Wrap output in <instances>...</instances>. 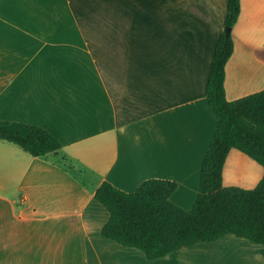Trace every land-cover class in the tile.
I'll list each match as a JSON object with an SVG mask.
<instances>
[{
  "label": "crops",
  "instance_id": "crops-1",
  "mask_svg": "<svg viewBox=\"0 0 264 264\" xmlns=\"http://www.w3.org/2000/svg\"><path fill=\"white\" fill-rule=\"evenodd\" d=\"M226 9L0 0V120L62 144L34 157L0 140V264H264V245L231 234L148 259L102 235L109 213L95 198L104 181L133 192L155 178L176 182L174 204L193 206L216 128L206 87ZM231 35L228 101L264 90V0H240Z\"/></svg>",
  "mask_w": 264,
  "mask_h": 264
},
{
  "label": "trees",
  "instance_id": "trees-1",
  "mask_svg": "<svg viewBox=\"0 0 264 264\" xmlns=\"http://www.w3.org/2000/svg\"><path fill=\"white\" fill-rule=\"evenodd\" d=\"M239 14L240 0H227L225 31L217 40L206 87L216 128L201 163L193 206L184 210L170 200L177 186L170 180L147 179L133 192L104 181L95 192L109 213L102 235L140 250L148 259L228 234L264 245V174L251 189L224 186L222 176L231 149L241 151L264 170V90L233 101L225 97V65L233 52L231 30ZM0 140L34 157L62 148L46 130L14 121L0 120Z\"/></svg>",
  "mask_w": 264,
  "mask_h": 264
},
{
  "label": "rangeland",
  "instance_id": "rangeland-1",
  "mask_svg": "<svg viewBox=\"0 0 264 264\" xmlns=\"http://www.w3.org/2000/svg\"><path fill=\"white\" fill-rule=\"evenodd\" d=\"M236 158H238V162L234 163ZM261 177L262 169L253 160L236 150H232L229 153L223 170L224 184L253 187ZM196 259L197 261L203 262L201 258Z\"/></svg>",
  "mask_w": 264,
  "mask_h": 264
},
{
  "label": "water",
  "instance_id": "water-1",
  "mask_svg": "<svg viewBox=\"0 0 264 264\" xmlns=\"http://www.w3.org/2000/svg\"><path fill=\"white\" fill-rule=\"evenodd\" d=\"M228 31H229V30L227 29V30H226V33H228Z\"/></svg>",
  "mask_w": 264,
  "mask_h": 264
}]
</instances>
